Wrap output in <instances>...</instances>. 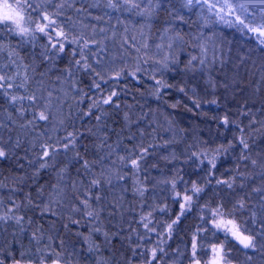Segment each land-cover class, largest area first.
Wrapping results in <instances>:
<instances>
[{"label":"trees","instance_id":"obj_1","mask_svg":"<svg viewBox=\"0 0 264 264\" xmlns=\"http://www.w3.org/2000/svg\"><path fill=\"white\" fill-rule=\"evenodd\" d=\"M228 1L243 28L210 26L186 0L54 1L64 15L40 9L65 41L59 57L0 26V48L30 73L27 94L43 89L50 104L41 119L0 92V264H185L211 209L252 234L264 193V0ZM140 11L143 45L125 35L117 53ZM124 55L137 71L117 67Z\"/></svg>","mask_w":264,"mask_h":264},{"label":"rangeland","instance_id":"obj_2","mask_svg":"<svg viewBox=\"0 0 264 264\" xmlns=\"http://www.w3.org/2000/svg\"><path fill=\"white\" fill-rule=\"evenodd\" d=\"M54 1H58L59 3V0H53V2L47 1L45 5H42L44 1L40 3V0H0V26L7 34L18 37L24 45L43 43V48L48 54L52 55V57H59L63 52L65 41L62 38V34L56 29L55 21L48 16V12L40 9V6H47L56 10L58 12H56L57 15H64L65 9H60L58 3ZM186 2L189 5L202 7L204 9L201 8L204 11L203 19L210 26L215 25L220 28L231 25L239 28H243L241 27L242 25L244 26L243 18H240L237 12L241 7H238L232 1L186 0ZM145 13L140 11L138 12L139 15L135 16L141 22L140 25H138L139 22L137 24L136 22L134 23L135 26L138 25L137 30L133 33L125 30V32H121L123 41L119 40V37L116 39L115 42L118 45L116 48L117 53L122 52L123 49L128 47L125 43V35H129L131 42H137L138 46L143 45L145 32L143 27L146 21ZM103 37L105 38V36ZM77 52H79V48L73 46L72 57ZM125 56L123 57L126 58V62L119 59L120 64L117 67L119 68L123 64L128 69L131 68L137 71L136 69L139 67L137 66L139 64L138 60H135L131 55ZM148 62L152 63L149 60ZM152 64L157 67L158 61H154ZM75 67L79 72H82L83 68L79 61L75 60ZM22 68L18 59L15 58L10 50L6 51L0 48V92L17 109L23 108L25 111L27 109L32 111L33 106H35L33 114L38 115L41 119H45L48 114L47 110L50 107V104L47 103V91L41 89L38 95H28L27 90H25L27 86L25 83L29 81L30 73L23 69L26 71L25 73ZM190 203L189 198H184V200H181V207L184 209ZM255 206L259 208L257 213L259 224H253L250 236L242 234L234 220L225 219L226 216L220 213V209H211L208 212V227L203 229L198 228L201 230L198 233L197 239L191 245L190 256L185 264H239L232 250L234 246L239 248L235 243V234L237 232L251 240V247L243 251L246 255L244 256V262L241 264H264V239L261 234L262 230L258 227L264 224V193L259 196ZM200 210L204 212L202 208ZM253 219H255V215ZM250 221L252 220L250 219ZM199 227L201 226L199 225ZM209 234L210 237L208 236ZM159 241L161 239H154V245ZM171 254L172 252L169 255Z\"/></svg>","mask_w":264,"mask_h":264},{"label":"water","instance_id":"obj_3","mask_svg":"<svg viewBox=\"0 0 264 264\" xmlns=\"http://www.w3.org/2000/svg\"><path fill=\"white\" fill-rule=\"evenodd\" d=\"M235 243L243 251L248 250L251 247V240L244 237L241 233L235 234Z\"/></svg>","mask_w":264,"mask_h":264}]
</instances>
